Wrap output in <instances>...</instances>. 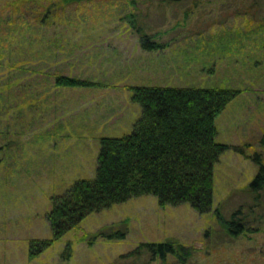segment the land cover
Wrapping results in <instances>:
<instances>
[{"label": "rangeland", "instance_id": "obj_1", "mask_svg": "<svg viewBox=\"0 0 264 264\" xmlns=\"http://www.w3.org/2000/svg\"><path fill=\"white\" fill-rule=\"evenodd\" d=\"M37 1L52 11L44 24L36 18L38 2L26 4L22 16L20 6H10L13 0H0V41L7 50L10 41L34 31L35 45L51 47L45 71L10 67L14 54L0 68V83L8 77L16 82L6 89L13 99L0 102V264H130L123 255L141 242L169 238L195 248L190 264H264V188L257 201L246 192L254 188L259 166L233 150L215 164L211 211L200 213L189 203L163 207L151 194L132 197L89 214L80 229L29 260L30 239L52 236L46 218L51 197L94 176L100 138L130 132L140 117L142 107L128 85L189 82L244 89L218 116L217 140L264 156V0H200L194 8V0L167 7L138 0L137 9L126 0ZM131 9H141V22L169 45L144 49L124 18ZM55 69L108 86L59 87L50 75ZM241 205L247 230L233 236L217 210L228 219ZM111 226L126 230V237L93 243L86 237ZM69 243L73 254L67 259Z\"/></svg>", "mask_w": 264, "mask_h": 264}, {"label": "trees", "instance_id": "obj_2", "mask_svg": "<svg viewBox=\"0 0 264 264\" xmlns=\"http://www.w3.org/2000/svg\"><path fill=\"white\" fill-rule=\"evenodd\" d=\"M16 1L13 0L10 6L12 4L16 7L20 6L22 16L26 4L38 2L37 6L42 7L36 18L41 24H44L52 14L49 5H44L42 1ZM63 1L71 3L83 0ZM126 1L134 8H138V0ZM182 1L156 0L155 2L167 7L180 4ZM198 1L200 0H194L193 8ZM56 13L57 11L54 14ZM185 13L187 14V11ZM143 15L145 13L141 12V9L136 11L131 9L124 17L129 20L130 27L138 34L142 47L148 50H160L168 46L169 42H158L157 33L151 29L153 28L151 24L141 22ZM22 18L25 24L28 23V20ZM24 29L28 30V28ZM32 33H27L28 36L22 33L19 41H10L9 50L0 41V68L5 67L6 55L14 54L16 59L9 62L10 67L21 68L19 69L21 71L25 69L45 71L48 67L46 64L51 47L43 45L42 49L39 48V45H35V35ZM7 57L10 59L9 56ZM32 62H35V67L23 66ZM190 63L186 64L195 67ZM166 65H162V67L166 66L165 70L169 68L170 63L166 62ZM180 66L182 67V63ZM215 66H213L214 71ZM52 73L50 72V75L54 77V84L59 87L108 86V81L105 83L88 77L71 76L60 69H55ZM12 82L13 78L8 77L6 81L0 83V102L6 103L8 98L13 99L14 94L11 90H6L16 86V82L14 84ZM128 87L133 93L132 100L142 107L140 117L130 132L121 136L100 138L101 145L94 176L77 179L64 193L51 197L52 207L47 212L46 218L52 229V236L30 239L29 260L38 258L70 231L80 229L81 222L89 214L125 202L132 197L151 194L158 198L159 204L163 207L168 204L189 203L200 213L211 211L214 205L215 164L228 150L252 157L258 164V171L251 183L254 188L250 186L246 192H249L255 201L259 200L260 192L264 188L263 154L257 149L254 155L246 154L245 145L217 140L218 116L230 102L244 92V89L225 85L202 86L189 82L181 85L135 84ZM8 142L7 140L4 146H7ZM261 143L264 146V137ZM242 207L241 205L237 208L228 219L223 216L220 209L217 210L218 218L233 236H239L247 230V224L244 223L247 214L240 215L243 212ZM250 213L252 214V211ZM85 234L93 243L98 238L123 240L127 231L111 226L103 227L91 235ZM68 248L69 254L66 258L70 259L73 254L71 243L68 244ZM195 252L192 245L176 238H169L159 242H141L123 257L131 259L130 264H190ZM145 255L148 258H145ZM169 256L174 257V261L171 260L169 263Z\"/></svg>", "mask_w": 264, "mask_h": 264}, {"label": "crops", "instance_id": "obj_3", "mask_svg": "<svg viewBox=\"0 0 264 264\" xmlns=\"http://www.w3.org/2000/svg\"><path fill=\"white\" fill-rule=\"evenodd\" d=\"M164 65H166V64H164ZM167 84L181 85L179 83H167Z\"/></svg>", "mask_w": 264, "mask_h": 264}]
</instances>
